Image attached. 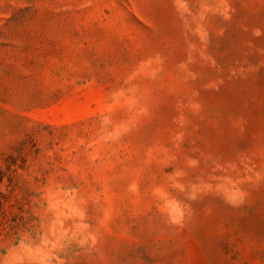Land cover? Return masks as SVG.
<instances>
[{"label": "rangeland", "instance_id": "374dc122", "mask_svg": "<svg viewBox=\"0 0 264 264\" xmlns=\"http://www.w3.org/2000/svg\"><path fill=\"white\" fill-rule=\"evenodd\" d=\"M0 264H264V0H0Z\"/></svg>", "mask_w": 264, "mask_h": 264}]
</instances>
